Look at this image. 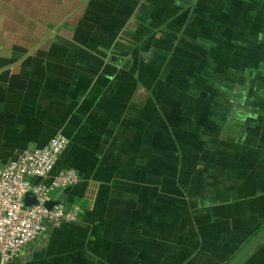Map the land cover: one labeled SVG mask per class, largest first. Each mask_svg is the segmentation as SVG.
Here are the masks:
<instances>
[{
	"label": "crops",
	"instance_id": "crops-1",
	"mask_svg": "<svg viewBox=\"0 0 264 264\" xmlns=\"http://www.w3.org/2000/svg\"><path fill=\"white\" fill-rule=\"evenodd\" d=\"M196 1L0 0V71L28 82L0 81V160L62 133L52 174L78 172L84 209L14 264H230L264 230V117L151 89ZM240 264H264V240Z\"/></svg>",
	"mask_w": 264,
	"mask_h": 264
},
{
	"label": "rangeland",
	"instance_id": "rangeland-1",
	"mask_svg": "<svg viewBox=\"0 0 264 264\" xmlns=\"http://www.w3.org/2000/svg\"><path fill=\"white\" fill-rule=\"evenodd\" d=\"M183 20L172 47L158 55L153 93L159 99L190 100L197 108L215 104L240 111L259 129L256 124L264 117V0H197ZM177 128L186 139V127Z\"/></svg>",
	"mask_w": 264,
	"mask_h": 264
},
{
	"label": "built area",
	"instance_id": "built-area-1",
	"mask_svg": "<svg viewBox=\"0 0 264 264\" xmlns=\"http://www.w3.org/2000/svg\"><path fill=\"white\" fill-rule=\"evenodd\" d=\"M69 143L68 137L57 133L42 148H25L7 163L0 160V264L16 263L26 247L41 240L49 227L80 221L84 213L81 204L60 200L48 205L58 200L53 193L61 194L80 181L72 168L52 174ZM28 193L35 197L32 205L25 202Z\"/></svg>",
	"mask_w": 264,
	"mask_h": 264
},
{
	"label": "water",
	"instance_id": "water-1",
	"mask_svg": "<svg viewBox=\"0 0 264 264\" xmlns=\"http://www.w3.org/2000/svg\"><path fill=\"white\" fill-rule=\"evenodd\" d=\"M130 60H127L124 67H128ZM0 81L8 83L11 88H16L20 90H25L28 82L22 77L19 73H13L11 68H5L0 71ZM41 178H38L39 181ZM72 187H68L60 194L58 200H51L48 202L49 207L53 206L55 203L60 200H66L67 195L70 193ZM27 199H25L26 202ZM264 240V230L249 244L245 247L240 254L230 263V264H240L250 252H252L262 241ZM1 261V254H0Z\"/></svg>",
	"mask_w": 264,
	"mask_h": 264
},
{
	"label": "trees",
	"instance_id": "trees-1",
	"mask_svg": "<svg viewBox=\"0 0 264 264\" xmlns=\"http://www.w3.org/2000/svg\"><path fill=\"white\" fill-rule=\"evenodd\" d=\"M29 194V193H28ZM262 228V227H261ZM261 228L255 233V234H257L260 230H261Z\"/></svg>",
	"mask_w": 264,
	"mask_h": 264
}]
</instances>
